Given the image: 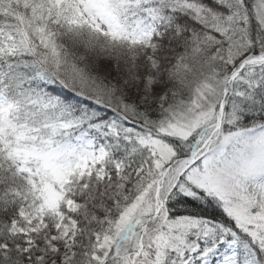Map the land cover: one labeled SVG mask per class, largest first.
I'll return each mask as SVG.
<instances>
[{"label": "snow or ice", "instance_id": "1", "mask_svg": "<svg viewBox=\"0 0 264 264\" xmlns=\"http://www.w3.org/2000/svg\"><path fill=\"white\" fill-rule=\"evenodd\" d=\"M0 264H264V0H0Z\"/></svg>", "mask_w": 264, "mask_h": 264}]
</instances>
